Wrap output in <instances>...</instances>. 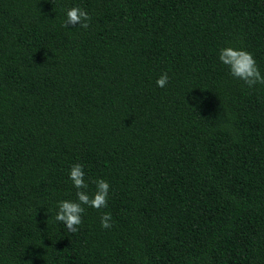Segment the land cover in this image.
<instances>
[{"label": "trees", "instance_id": "16d2710c", "mask_svg": "<svg viewBox=\"0 0 264 264\" xmlns=\"http://www.w3.org/2000/svg\"><path fill=\"white\" fill-rule=\"evenodd\" d=\"M228 46L264 74V0H0V264H264V85ZM77 163L110 193L73 234Z\"/></svg>", "mask_w": 264, "mask_h": 264}, {"label": "clouds", "instance_id": "9594fccd", "mask_svg": "<svg viewBox=\"0 0 264 264\" xmlns=\"http://www.w3.org/2000/svg\"><path fill=\"white\" fill-rule=\"evenodd\" d=\"M92 17L87 11L80 7H71L66 11L64 27H79L87 30L91 26ZM219 60L228 67L231 76L241 80L249 88L256 85H264V74L261 73L254 56L243 48H234L232 46L223 47L219 52ZM169 83L168 73H163L156 81L160 88H165ZM193 99H196L195 97ZM219 120H226L224 115H220ZM222 126L231 130L230 122H225ZM69 179L77 189L76 201L62 200L58 204V211L55 216L57 222L63 223L70 233H76L79 226L83 223L82 215L85 212V206L100 210L108 206L110 193V183L105 179L95 181L96 191L89 194L88 184L85 180L84 165L74 164L70 169ZM112 216L110 213H104L101 216V227L110 229L112 227Z\"/></svg>", "mask_w": 264, "mask_h": 264}]
</instances>
